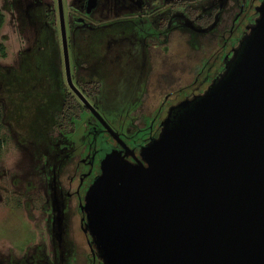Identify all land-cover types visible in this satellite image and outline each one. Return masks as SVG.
I'll list each match as a JSON object with an SVG mask.
<instances>
[{"label": "rangeland", "instance_id": "1", "mask_svg": "<svg viewBox=\"0 0 264 264\" xmlns=\"http://www.w3.org/2000/svg\"><path fill=\"white\" fill-rule=\"evenodd\" d=\"M142 1L62 0L73 85L81 93L78 80L99 82L97 95L81 94L111 129L126 120L125 133L137 139L151 123L158 136L168 105L204 94L224 73L261 4L179 0L200 14L215 10L201 29L171 11L175 0L147 17ZM48 10L55 28L45 22ZM0 11V264H99L75 194L95 119L83 112L66 134L53 119L68 89L57 0H0Z\"/></svg>", "mask_w": 264, "mask_h": 264}, {"label": "water", "instance_id": "2", "mask_svg": "<svg viewBox=\"0 0 264 264\" xmlns=\"http://www.w3.org/2000/svg\"><path fill=\"white\" fill-rule=\"evenodd\" d=\"M224 73L171 106L141 161L71 80L57 0L65 81L122 151L104 155L81 210L99 264H264V0Z\"/></svg>", "mask_w": 264, "mask_h": 264}, {"label": "flooded vegetation", "instance_id": "3", "mask_svg": "<svg viewBox=\"0 0 264 264\" xmlns=\"http://www.w3.org/2000/svg\"><path fill=\"white\" fill-rule=\"evenodd\" d=\"M160 1H161V4H164V6H161V8L168 7L169 0H167V3H165V2L163 3V0H160ZM175 1H179V0H175ZM175 1H173L172 4ZM246 1L247 0H244L243 3H245ZM261 2H262V0H261ZM150 8H151V5H150L149 0L142 1V5L139 9L141 17H143L145 15L147 17V14L151 15ZM194 8L198 9L196 6H194ZM256 8L254 10V13H255V15H258L256 12ZM198 10H200V9H198ZM151 11L153 12L154 10L151 8ZM211 11H213V10H211ZM211 11H209V12H211ZM204 14H207V13H204ZM255 21H253L251 25H254ZM251 27L252 26H247L246 29H249V28L251 29ZM243 39L244 38L241 36V38L238 39L239 43ZM238 46H239V44H238ZM233 52H234V50H233ZM215 79H217V78H215ZM195 96L196 95H191L189 97H186L185 99H192ZM185 99H183V100H185ZM178 103H176V104H178ZM164 104H165V102L163 103L162 108L164 107ZM176 104H174V105H176ZM174 105H168L166 107L165 116H166L168 109ZM165 116H164V118H165ZM125 121L126 120H123L120 122L117 121L116 124L112 127V129L114 132H116V134L118 135L121 142H123L127 146V148L131 151V155L127 154L124 158L131 163H135L136 160L141 161V159L139 157L140 148L143 146L149 145L150 142L153 139H157L159 135L157 136V134L154 133V131L156 129L154 130L152 123H151L149 125V128H148L149 132H147V135L145 137H141V138L137 139V134L125 133V128H126L125 127ZM161 122H159V124L157 126L159 131L161 130V127H160ZM86 135L88 138V143L86 146L85 154L81 158V164L86 168V171L83 172L79 176V182H78V185L76 188V193H75L76 197H77V203H78L77 205H79L78 211L80 214H83L81 217V221L83 220V222L85 221V215H84V212L81 210L80 207L84 204V197H85L87 189L90 187L92 182L97 177H99V175H100V161L102 160V158L104 157L105 154L111 152L112 150L122 151L121 147L118 145V143L111 138V136L103 129V127L99 124V122L96 119L94 120L93 123H90V122L88 123V130H87ZM134 135H136V136L134 137ZM90 248H91V252L95 256L96 254H95V251L93 250L94 249L93 246L90 245ZM94 258L96 260L97 257L95 256ZM98 263H100V262H98Z\"/></svg>", "mask_w": 264, "mask_h": 264}, {"label": "trees", "instance_id": "4", "mask_svg": "<svg viewBox=\"0 0 264 264\" xmlns=\"http://www.w3.org/2000/svg\"><path fill=\"white\" fill-rule=\"evenodd\" d=\"M159 7L164 6V4H161L160 0H153L151 8L153 7ZM171 11L173 13H181L187 16V18L192 21L195 26L198 28H206L209 25L212 24L214 19L215 10L211 11L209 14H200V10L193 8L189 2H183V1H175L171 6ZM45 22L47 25L51 28H55V13L53 10H48L45 12L44 15ZM4 23V16L0 11V29ZM0 55L2 57L5 56V48L0 43ZM164 79L166 78L163 77ZM170 84V83H169ZM77 87H81V93H86L90 95H97L100 83L97 81H88L85 82L84 80H78L76 82ZM86 108L79 102V100L73 95V93L67 89L64 88L62 94H61V101L60 106L57 112L53 113V119H54V125L55 129L58 130L62 134H66L67 131H74V121L79 120L81 114L83 112H86ZM1 130V128H0ZM3 141L0 138V152L2 149Z\"/></svg>", "mask_w": 264, "mask_h": 264}]
</instances>
